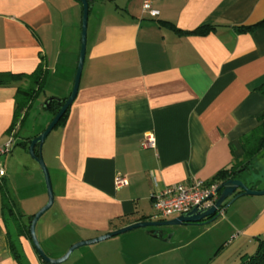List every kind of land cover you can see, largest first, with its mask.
Instances as JSON below:
<instances>
[{
  "label": "crops",
  "instance_id": "obj_1",
  "mask_svg": "<svg viewBox=\"0 0 264 264\" xmlns=\"http://www.w3.org/2000/svg\"><path fill=\"white\" fill-rule=\"evenodd\" d=\"M150 1L160 12L157 18L144 11L145 0L92 2L77 98L66 123L43 146L55 203L52 219H41L36 232L44 250L55 254L51 258H61L78 242L145 217L165 221L155 218L153 194L195 179L213 181L242 158V138L264 114V95L258 90L264 84V28L237 31L264 20V0ZM56 2L58 9L52 0H0V73L31 74L43 62L52 76L59 75L63 85L68 84L67 96L61 98L65 99L71 94L79 59L82 7L77 0ZM205 25L216 29L207 35L193 33ZM62 55L64 64H60ZM16 93V87L0 86V143L16 132V146H21L44 128L19 140L26 121L19 120L11 129ZM148 135L156 145L145 149L142 143ZM13 151L4 156L6 176L0 181V264H18L2 208L3 191L11 197ZM262 159L264 154L256 165ZM252 170L242 180L260 190ZM118 176L125 177L127 184L117 186ZM34 187L32 195L11 188V198L28 216L34 213L24 202L31 196L40 208L46 203L42 181L37 178ZM246 201L235 208L234 202L209 224L183 225L202 227V234L217 230L206 248H217L216 259L229 248L228 258L220 264H238L257 249L258 238L264 240V196ZM144 230L83 247L65 264L74 257L72 264L201 262V248L179 254L200 236L173 242L174 235L167 237L162 231L163 241ZM57 237L62 241L56 242ZM18 243L29 264H45L32 240L21 236ZM171 243L173 247L165 246ZM175 254L180 256L170 257Z\"/></svg>",
  "mask_w": 264,
  "mask_h": 264
},
{
  "label": "trees",
  "instance_id": "obj_2",
  "mask_svg": "<svg viewBox=\"0 0 264 264\" xmlns=\"http://www.w3.org/2000/svg\"><path fill=\"white\" fill-rule=\"evenodd\" d=\"M77 1L81 4L79 0ZM92 2L93 0H91L90 5H92ZM82 11H83V7H82ZM164 24L174 29L178 33L182 32L181 30L177 29L175 25L172 23L164 22ZM263 28H264V20L255 25L237 28V31L242 33H250ZM215 29L216 26L205 25L200 27L193 33L197 35H207L215 31ZM48 74L49 71L48 69L45 68L43 62H41L37 67V69L31 74L0 73V86L2 87L13 86L17 88V93H16L17 110L15 113V122L12 125L11 129L16 126L19 120L21 121V123L27 120L29 109L32 107L33 103L38 99V97L44 91ZM258 90L261 92V94L264 95V84H262L258 88ZM61 100L63 101L64 104L67 98ZM61 106L62 105H58L57 101H54L51 103L50 109H46V108L44 109L52 111L55 117V115L61 109ZM70 108L60 119L59 123L57 124L54 130L62 127L66 123L70 112ZM259 121L260 124L249 134H247L242 138V146L244 151L242 158L238 160L235 164H233L231 168L219 172L215 176L213 182H217L220 185H222L224 182H226L229 179L242 180V175L245 172H250L252 170L257 158L264 154V114H262L259 117ZM38 135L39 134H35L34 136L25 139L23 143H20V145L27 147V144L29 145L31 140L37 137ZM252 189H255V187H253ZM226 204L223 206L221 210L226 209L225 207ZM2 208H3V213L5 215V221L7 223V235L9 237L11 251L13 252V255L16 261L18 262V264H29L23 253L22 248L18 243V238L21 236H25L31 240L30 225L35 214L30 216L25 215L18 208L17 204L9 196L7 191H3L2 193ZM219 216L215 220H217ZM9 218L14 222L16 229V232L14 233L11 232L12 230H10ZM146 219H147L146 217L143 218L144 221H146ZM257 241H258V246L255 253L251 255H244L238 264H264V240L258 238Z\"/></svg>",
  "mask_w": 264,
  "mask_h": 264
},
{
  "label": "water",
  "instance_id": "obj_3",
  "mask_svg": "<svg viewBox=\"0 0 264 264\" xmlns=\"http://www.w3.org/2000/svg\"><path fill=\"white\" fill-rule=\"evenodd\" d=\"M82 4L83 11H82V27H81V46H80V53L79 59L74 79L73 88L71 94L64 102L58 98H48L43 106L46 109H50V105L52 102L57 101L58 105H62L59 112L55 115L50 125L37 137L33 138L29 144V154L30 156L40 165V168L43 172L45 185L47 189L48 201L44 207H42L34 216L31 225H30V235L32 243L43 262L46 264H64L66 263L71 256L74 254L75 251L97 243H102L108 239L117 237L119 235H123L125 233L137 230V229H149L148 234L151 235L153 238L158 240H163L161 237V228L165 227H173V226H183V225H203L209 224L214 221L219 215L220 210L226 204V208L231 206L236 200L241 197L245 196H264V189L257 190L252 189L247 186V184L241 179H229L224 182L219 187V197L215 201L214 205L206 208V209H198L194 208L191 211L184 213L178 217L173 219L165 220V221H141L121 229L115 230L113 232L104 234L97 238L81 241L74 245H72L69 250L63 255L61 258L54 259L49 257L43 250L40 245L36 228L41 220V218L52 209L55 203V195L52 186L51 176L48 170V167L43 159V146L49 137V135L54 131L57 124L59 123L60 119L66 113V111L73 105L74 101L77 98L81 77L83 73V68L85 64L86 54H87V46H88V22H89V12L92 8L90 5L91 0H79ZM165 241V240H163Z\"/></svg>",
  "mask_w": 264,
  "mask_h": 264
},
{
  "label": "rangeland",
  "instance_id": "obj_4",
  "mask_svg": "<svg viewBox=\"0 0 264 264\" xmlns=\"http://www.w3.org/2000/svg\"><path fill=\"white\" fill-rule=\"evenodd\" d=\"M52 4L56 9H58V7H60V2L57 3L56 0H52ZM64 7H65L66 11L68 10V12L71 13L72 10H69L67 5H65ZM93 19H94V16L91 13L89 28L92 27ZM76 34L79 37V34H80L79 24H78ZM64 63H65V56L62 55L61 60H60V64H64ZM47 78H48L47 79L48 80L47 86L44 88V91L41 93V95L38 97V99L33 103L32 107L29 109L27 120H26L22 130L20 131V135L18 136L19 140H24L28 136V134L31 133L32 131L33 132H40V131H42L43 128L45 130L50 125V123L52 122V120L54 118L53 112L49 111V110H45L43 107V104L47 100L46 99L47 97L50 98V97H55V96H51V95H58V97L61 99L62 97L67 96L68 92L66 91V88H67L68 84H66V86L63 85L62 81L60 80L61 78L59 75L58 76H52L49 72ZM71 79H72V76H71ZM28 149H29V146L27 149L23 148L22 146H16L14 151H13L14 152L13 155L15 156V161L13 162L12 166L9 169V171L11 172V175H12L11 176V183L9 185L10 186L9 187L10 195L13 198V194L11 192L12 186L20 188L22 191L26 189V193L28 195L34 194L37 190V188H35L34 186H35L36 180L38 178V179H40V181H42V185H43L42 189L45 192L44 195H45V199H46V203H47L48 195H47V189H46V185H45V179H44L43 172L40 168V165L30 156ZM4 158H5L4 156L1 157V162L3 163V165L6 169V165L3 162ZM43 159L46 163L47 160L44 158V156H43ZM256 163L257 162H255L254 166H253L254 167L253 170H255L256 175H257L255 179L259 180L256 183V186L260 190H263V188H264V171L259 169L257 166H259L260 168L262 166L264 167V159H262V161L260 163L258 161L259 164L256 165ZM46 165H47V163H46ZM257 197H262V196H248V197H246L247 199H241L240 201H236L238 203L235 202L234 204H236V205L233 204L234 208L238 205L241 206L242 204L247 202L246 200H249L251 198H257ZM46 203L44 204V206L46 205ZM40 205H41V203L37 199H35L34 196L33 197L31 196L30 199H28L26 202H24L25 208L29 209V211H33L31 214H33V213L36 214L42 207H44V206H42L40 208ZM233 205H231V206H233ZM231 206H229V207H231ZM253 214L254 213L251 212L250 217ZM173 218H175V217H172L170 219H173ZM41 219L44 222L48 221L49 219H52L51 210L48 211ZM9 225H10V230H12L11 232H13V233L16 232L14 222L11 219L9 221ZM150 229H153V228H149L148 230H150ZM141 231L146 232V230H144V229H137V230L129 232L128 234H133L134 232H141ZM162 231L166 232L167 237L174 235L173 236V238H174L173 242H175V240H180V239H182V240L184 239V241H186L189 239L196 238L197 236H200V238H198L197 241H195L194 243H191V245L188 249L186 248L185 250H182L179 252V254L180 253L182 254L184 252L185 253L188 251L190 252V251H192V249L199 250L201 248V257H202V259L200 260L201 262L198 263L197 261L196 262L194 261L190 264H220L229 256V248L226 250L220 251L217 255V259H216V255H215V253H216L215 249H217V248L215 247L214 250H213V248H209V246L206 248V244H208L209 238L214 237V235H216V233H217L216 232L217 230H214L212 233H203L202 234V232L204 231V229H202V227L173 226V227H165L162 229ZM37 236H38V234H37ZM55 241L56 242L62 241V237L61 238L57 237L55 239ZM40 245H41V247H43V250L46 249L45 246L44 245L42 246L41 243H40ZM165 246H167V248L168 247L171 248L174 246V244L171 243V244H167ZM255 251L253 252V254L255 253ZM44 252L49 257H52V255L55 256V254L51 255L48 252H46V250H44ZM176 256L179 257L180 255H178V254L170 255L171 258L176 257ZM54 259H56V258H54ZM74 259H75V257L73 258L72 261H69L68 264H72V262H74Z\"/></svg>",
  "mask_w": 264,
  "mask_h": 264
},
{
  "label": "built area",
  "instance_id": "obj_5",
  "mask_svg": "<svg viewBox=\"0 0 264 264\" xmlns=\"http://www.w3.org/2000/svg\"><path fill=\"white\" fill-rule=\"evenodd\" d=\"M144 11L151 18H157L159 11L156 10L150 0H145L143 5ZM16 132L11 133L10 137L0 143V158L9 155L16 146ZM155 139L148 135L142 143V147H155ZM6 176V170L3 163L0 161V181ZM115 184L119 187L127 184V179L118 176L115 179ZM220 184L213 181H204L195 179L192 182L179 183L166 187L161 192L153 194V204L155 210V218L159 220H168L172 217H178L184 213L191 211L194 208L206 209L214 205L219 197ZM220 215H223V210H220Z\"/></svg>",
  "mask_w": 264,
  "mask_h": 264
},
{
  "label": "flooded vegetation",
  "instance_id": "obj_6",
  "mask_svg": "<svg viewBox=\"0 0 264 264\" xmlns=\"http://www.w3.org/2000/svg\"><path fill=\"white\" fill-rule=\"evenodd\" d=\"M44 107V106H43Z\"/></svg>",
  "mask_w": 264,
  "mask_h": 264
}]
</instances>
